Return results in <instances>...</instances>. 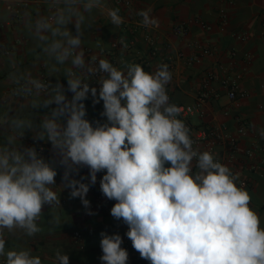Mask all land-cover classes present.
I'll use <instances>...</instances> for the list:
<instances>
[{
	"label": "clouds",
	"instance_id": "1",
	"mask_svg": "<svg viewBox=\"0 0 264 264\" xmlns=\"http://www.w3.org/2000/svg\"><path fill=\"white\" fill-rule=\"evenodd\" d=\"M119 13L106 0H0V264H42L30 247H8V237L40 233L44 206L61 208L64 189L89 209L85 197L99 172L101 192L116 201L110 214L150 264H264L251 196L214 153L194 148L170 102L168 65L151 73L137 63L118 68L85 51L97 18L119 27ZM138 15L145 26L156 23L149 10ZM89 94L93 104L103 101L104 123L86 118ZM257 132L264 138V127ZM26 133L51 144L49 159L22 144ZM82 168L88 176L76 179ZM100 236L102 264H127L122 237ZM53 264H69V256L57 249Z\"/></svg>",
	"mask_w": 264,
	"mask_h": 264
},
{
	"label": "crops",
	"instance_id": "2",
	"mask_svg": "<svg viewBox=\"0 0 264 264\" xmlns=\"http://www.w3.org/2000/svg\"><path fill=\"white\" fill-rule=\"evenodd\" d=\"M123 1L106 0L109 8H119L123 23L115 27L107 16H99L93 30L85 34L84 48L91 50L87 54L101 55L118 68H124L128 63L145 62L151 72H155L160 64H167L172 73V80L167 85L168 95L172 103L178 106L195 102L201 80L208 71L238 79L240 90L245 91L247 97L239 100L237 108L228 103L225 90L216 81L211 84V88L212 94L218 96H212L208 101L206 117L201 119L192 116L188 121L196 128L224 124L228 131H235L241 121L247 124V135L241 139V146H259L252 160L256 169H249L245 163L236 175L238 179L246 181L245 189L251 196L250 207L259 216L260 226L264 227V138L257 132L258 128L264 127V0H131L129 6H125ZM142 10H149L150 18L156 23L145 26L138 15ZM220 10H224L227 15V23L223 27L220 26ZM199 21L209 25L210 29L201 28ZM179 24L187 27V36L173 33L174 27ZM70 28L75 32L74 26ZM10 31L8 29L4 34L9 35ZM146 34L155 41L151 47L145 41ZM239 36L243 39H238ZM192 42L210 47L212 54L199 62L188 64L186 59L193 53L190 46ZM51 80L56 82L55 77ZM60 82L67 89L66 78L60 77ZM66 95L71 98L72 94L66 92ZM84 103L86 118L90 122H105L103 116L94 120V116L103 109V101L93 104V97L89 94ZM30 139L31 133H26L22 144L30 146ZM39 142L46 147L45 153L41 155L49 159L51 144ZM57 173L55 181L59 186L63 169L58 167ZM81 176L87 177L88 173H79L75 178L80 179ZM83 182L89 183L87 179ZM99 189L100 181L90 185L85 197L90 202L89 209L83 206L80 198L70 197L68 189L62 190L61 208L50 210V206H44L43 217L39 222L42 231L33 238L8 237V247H30L33 255L41 257L42 264H53L57 249L65 251L69 256V264H102L100 233L119 234L123 238L128 226L122 220L114 219L109 211L96 206L95 192ZM89 211L92 214H88ZM56 217L60 221L58 224L55 223ZM75 231L82 236L80 244L73 239ZM143 264L150 262L143 259Z\"/></svg>",
	"mask_w": 264,
	"mask_h": 264
},
{
	"label": "built area",
	"instance_id": "3",
	"mask_svg": "<svg viewBox=\"0 0 264 264\" xmlns=\"http://www.w3.org/2000/svg\"><path fill=\"white\" fill-rule=\"evenodd\" d=\"M130 3L131 0L123 1V4L125 6H129ZM219 15L220 26L223 27L227 23L226 12L224 10H220ZM199 24L204 30L210 29V26L206 23L199 21ZM173 33L177 36L185 37L188 35V29L184 24H179L174 27ZM238 39L242 40L243 38L242 36H239ZM145 41L147 42L149 47L153 46L155 43L153 37H151L149 34L145 35ZM262 43H264V38L262 39ZM190 46L193 50V53L186 59L188 64L199 62L201 59L212 54V49L200 42H192ZM85 50L87 53H91L90 49ZM179 56L181 57V54H179ZM92 79H97V77H93ZM216 81L225 90V95L228 103L233 105V107L237 108L239 100L247 97V93L240 90L238 79L227 76H219L213 71H208L204 74V77L201 80L199 93L196 97L195 102L185 106H178L180 109L179 118L182 119L190 129V135L194 141V148L198 149L199 151H211L215 154L216 158L222 164L227 165L234 174H236L238 170L243 169L245 163L248 164L249 169L255 170L256 165L252 163V160L259 146L257 144H252L248 148H243L241 146V139L247 135L248 131L247 124L244 121H241L239 123V126L235 131H228L224 124H218L214 127L208 128H196L192 126L188 121V118L192 116H198L201 119L206 117L208 101L212 96H218L215 93L212 94L213 90L211 88V84ZM89 84L90 87H97V89L99 88V85L95 80L89 81ZM102 112L103 109L99 110V112L94 116L95 121L99 120V118L102 116ZM28 143L30 146H35L38 151H40V149H43L41 154L45 153L46 147L39 141L34 142L33 139H30ZM79 173L89 174V170L87 168H82L80 169ZM104 174V172L97 173V181H100ZM237 184L238 186L243 185V187H245L246 181L243 179H238ZM115 203V200H109L108 198H106L100 189L95 192V204L101 209L110 212ZM73 239L76 243L80 244L82 242V236L80 232L75 231L73 233ZM122 240V246L127 250L129 254V260L127 264H143V259L140 257V254L132 247V242L127 237V235L123 236Z\"/></svg>",
	"mask_w": 264,
	"mask_h": 264
},
{
	"label": "trees",
	"instance_id": "4",
	"mask_svg": "<svg viewBox=\"0 0 264 264\" xmlns=\"http://www.w3.org/2000/svg\"><path fill=\"white\" fill-rule=\"evenodd\" d=\"M140 65L143 67V69L146 71V72H150L151 73V70H150V66L149 65H146L145 62H141ZM172 103V101H171ZM178 106V104H176Z\"/></svg>",
	"mask_w": 264,
	"mask_h": 264
}]
</instances>
